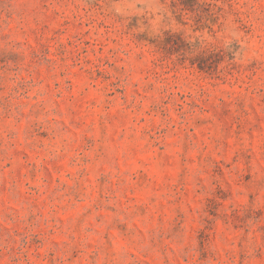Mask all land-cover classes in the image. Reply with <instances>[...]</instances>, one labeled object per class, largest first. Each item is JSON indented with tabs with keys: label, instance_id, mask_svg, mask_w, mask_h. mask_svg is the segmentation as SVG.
<instances>
[{
	"label": "rangeland",
	"instance_id": "1",
	"mask_svg": "<svg viewBox=\"0 0 264 264\" xmlns=\"http://www.w3.org/2000/svg\"><path fill=\"white\" fill-rule=\"evenodd\" d=\"M0 264H264V0H0Z\"/></svg>",
	"mask_w": 264,
	"mask_h": 264
}]
</instances>
